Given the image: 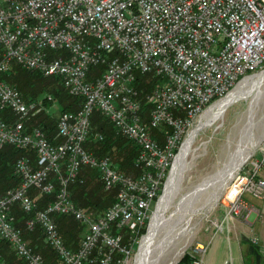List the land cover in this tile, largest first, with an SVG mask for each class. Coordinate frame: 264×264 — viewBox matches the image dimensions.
Masks as SVG:
<instances>
[{"label":"built area","instance_id":"2783aa9c","mask_svg":"<svg viewBox=\"0 0 264 264\" xmlns=\"http://www.w3.org/2000/svg\"><path fill=\"white\" fill-rule=\"evenodd\" d=\"M11 62L59 77L66 92L80 98L77 109L57 114V141H49L41 126L25 125L44 106L23 100L2 81ZM94 65L102 67L100 75L85 80ZM263 67L264 0H0V111L13 117L0 116V149L12 145L34 156L12 164L19 183L0 196V240L23 264H45L15 226L10 210L18 204L32 216L23 222L25 231L38 228L59 264H128L188 130L213 102ZM135 72L163 83L140 95ZM93 107L134 145L135 176L82 148ZM159 124L168 127L160 142L149 133ZM93 138L103 136L95 132ZM257 149L258 159L246 161L221 194L223 219L247 216V196L264 197V176L255 179L264 168V139ZM83 166L98 172L105 190H115L99 215L70 198L68 187L82 182ZM29 187L52 200L37 209ZM52 216L84 227L74 251L64 245ZM205 252L206 244L196 242L188 264H201Z\"/></svg>","mask_w":264,"mask_h":264},{"label":"rangeland","instance_id":"374dc122","mask_svg":"<svg viewBox=\"0 0 264 264\" xmlns=\"http://www.w3.org/2000/svg\"><path fill=\"white\" fill-rule=\"evenodd\" d=\"M52 54H54L55 56H58L60 52L56 51V52H52ZM101 69L102 67L99 65L91 66L86 72L85 80H91L94 77L99 76L101 73ZM15 73H17L18 83H11L10 81L13 79L12 77L15 75ZM3 74L9 75V76H7L4 79ZM3 74L1 75L2 81H4L6 84L14 88L23 100H33V99L39 100L41 101V104L44 106V109L34 114L30 118V120H28L25 123V125L28 127L41 126V122H38V120L44 117L46 121L47 120L49 121L48 128H45L43 130L46 138H47L46 134L50 133L49 134L50 139L48 138L47 139L53 142L57 141L55 137L56 116L59 112L64 111L62 108V105L64 103H67L69 99H72L71 97H75V96L70 95L71 97L68 96L67 98L60 100L57 95L53 94L54 89L59 88L64 96H67L69 94L66 92L65 88L62 86L59 77L44 76L36 71L25 70L14 62L10 63L8 69ZM135 76H136V88L138 89L139 92H141V87L138 88V86H142L143 90H145L144 94L150 93V91L152 90L154 86L163 83V78L154 77L150 73L141 74V73L135 72ZM261 78H263V75L262 76L259 75L249 80L247 79L244 80V82L241 83L240 87H238L235 90V92L230 94L231 96L238 97V100H234L232 103L227 105L224 109L223 107L227 103L226 101L220 102L218 104H214L199 119L198 123L195 125L196 128L194 127L195 129L191 132L190 137L184 143V147L182 146L183 147L182 150L180 149V154L178 155L176 159L172 173L169 177L168 183L164 191L163 196L165 197L167 191L169 190L170 185L173 189L178 188L176 197L174 198L173 203L171 202L172 203V205H170L171 207L168 208V210L165 213H163V210H162L163 208L162 205H165L163 203L164 198L162 197L161 199L162 203L160 202L158 206L156 204L157 207L155 209V212L153 213L152 219L150 220L152 211L154 210L155 201L158 198V196L161 194L163 185L165 184V181H164L158 191L157 196L152 201L150 217L146 221L144 226L141 228V230L139 231L136 244L134 246V249L131 252L130 260L128 264L136 263V261L138 260L137 255L140 252V249L142 248L141 247L142 241L145 240L149 236L151 228L155 229V224L158 221H160L162 217H167V215L172 211V206L175 203V201L188 191L187 188L190 185L194 184L193 187H195V190H196L200 182L205 183L210 178L209 176H207V174H209L214 168H217L221 164V162L224 160L226 150L231 149L233 147V145L235 144L236 138H237L236 132H237L238 125L233 130L236 118L238 117V115H240L241 112L245 110L249 101L254 100V98L256 97V94L259 91H261L262 94L264 93V82H263L264 79L262 81L260 80ZM19 86L21 88H19ZM240 92L241 94H239ZM76 98L80 102V98L79 97H76ZM263 102H264V94L260 97L258 105L259 106L262 105ZM145 105L146 104L144 103L143 105L144 115L146 114L148 107H149L148 105L147 106ZM77 107L75 109H77ZM8 114L10 115L11 118H13L9 112ZM89 122H90V125H89L88 134H87L85 141L82 143V148L89 152H93L95 149V152L105 155L116 170L122 172L126 176H135L136 173L138 172V169L134 167L132 163V159L135 155L134 154L132 156V154L136 150L134 145L131 142L127 141L121 135L116 134L111 123L94 107L92 108L89 114ZM166 130H168V127L166 125L159 124L158 128L149 129V133L154 137L156 136L157 141L160 142L163 136V132ZM194 131H197L195 136H193ZM95 132H99L102 134V136H105L106 141L109 143V146L107 147L105 151L104 150L98 151L99 149L103 147V144L102 142L93 138V134ZM229 136L231 138L230 139L231 143L229 142L227 144V140ZM258 145L256 146L253 154L249 156L246 161L252 160V159H258L259 157V153L257 149ZM184 148L185 150L182 153ZM7 149L12 150L11 154L9 155L8 161L12 162L13 160L14 162V160L20 156V150L19 149L16 150V148L12 145H4L0 149V152H4ZM21 151L24 152L23 155L28 156V157L31 156L30 158L31 161H34V158H32L33 154L31 151L29 150H21ZM99 157H103V156H99ZM121 162L122 164H120ZM242 165L240 166V168L242 167ZM82 168L86 169L83 171V175L88 176L89 180L85 181V184L81 187L74 186V185L71 186L72 184L69 185V187L71 186L70 189L68 187L70 198L75 204V206L82 208L83 210L87 212L99 215L107 207H109L110 204L112 203L114 199V195H115V190L114 189L105 190L102 187L99 174L95 169L89 168L87 166H83ZM87 169H90L89 172H87ZM10 170H11V174L13 175L12 165H11ZM263 176H264V168H261L259 169L258 174L256 175L255 179H258L259 177H263ZM16 179L18 180L17 182L18 184L19 179L15 175H13V177L10 178L9 184L13 183ZM14 186L12 184L11 186L4 189V191ZM224 189L220 192L219 197L217 201L215 202L214 206H212V208H210L207 212L203 210L204 209L203 207L202 209L200 208L197 209L194 214L190 213L189 221H188L189 224H188V227L186 228L187 230L189 229V231L187 232L185 241L183 243H181V241H178V240L176 242L174 241V243L171 245L170 248L168 249L166 248L165 250H162V252H160L159 254H157V251H156L154 254L148 256L146 258V261L143 262V264H174V262L176 261L177 262L175 264H177L182 259L184 254H188L190 247L194 245L196 242H201L205 244L204 242L200 240L199 236L206 226H209V225L214 226L212 223H216L212 219L213 214H217L216 211H220V210L223 212V209L220 206V197ZM4 191H2V188L0 187V196L4 193ZM208 191H209L208 188H204L203 190L198 191V193L195 195L194 202L201 203L202 201H204V199L208 195ZM27 193L29 197L33 199V201L35 202L36 208L40 209L39 202L42 201L41 196L44 194H39V191L34 187H29ZM167 205H169V200H168ZM252 212H253V209L251 208V211L248 215H250ZM29 218H32V216H30ZM228 219H224V220H228ZM52 220L54 221L57 227L58 233L63 243L64 241L69 242V243H75V242L80 241L83 235V232L85 231L83 226L73 221L70 217L52 216ZM57 222L59 223V225H57ZM148 222L150 224L148 226V233L139 242L140 237L144 235L147 229ZM16 223L18 225L21 223L20 217L16 219ZM183 225L184 223H180L177 225L176 228L179 229ZM17 228L20 229V226H17ZM60 231L63 232L62 233L63 236L61 235ZM35 237H36L35 241H29V240H25L23 237L22 238L29 244L33 252L38 254L42 258L45 264H59L58 260L56 259L54 254L51 252V250L46 246L43 239L37 235ZM252 241L253 239L251 240V242ZM138 242H139V250H138V253L135 255ZM3 243H5L8 247L6 245L2 246L4 249L2 250L3 255L2 257H0V264H3V261L5 262L6 259L8 260V262L10 260V263L12 264H20L19 263L20 259H18L15 256L12 248L6 242H3ZM252 244L257 245V240L255 239V243L252 242ZM225 245L226 247L228 246L227 243H225ZM226 249H227V258H228L229 252H228V248ZM36 251H39L40 254L39 252L37 253ZM206 251H207V244H206ZM204 255L202 256V258L204 257ZM143 256H144V248H143L142 257ZM202 258H201V262H202Z\"/></svg>","mask_w":264,"mask_h":264},{"label":"water","instance_id":"95a60500","mask_svg":"<svg viewBox=\"0 0 264 264\" xmlns=\"http://www.w3.org/2000/svg\"><path fill=\"white\" fill-rule=\"evenodd\" d=\"M262 72H264V67L258 72L253 73L249 76L256 77ZM231 90H229V92ZM263 94L261 91H259L256 94L254 101L252 100L253 101L252 103L250 104L248 103L245 110L240 113L241 116L239 118V124L237 126V132H236L237 138L235 144L231 149L226 150L225 158L221 162L218 169L219 174L214 179L212 191L209 192L207 197L204 199L203 204H204L205 212L208 211L207 208L210 207V203H215L217 201L220 192L223 190L222 185L225 178H227L230 175L233 177L234 174L240 168V166L247 160L249 156L253 154L256 146L264 139V102L262 105L260 106L258 105L260 97ZM224 97H222L221 99H223ZM233 101L234 100H231L230 102L226 103L223 109ZM196 133L197 131H194L193 136H195ZM179 149L176 152V155L178 154ZM171 167L168 170L167 177L170 173ZM167 177L165 179V182L167 180ZM164 185L162 191L164 189ZM161 195L162 192L155 201L154 210L152 211V214L155 212L156 204ZM195 195L196 194L190 195V193L189 194L185 193L184 195H182L179 199L175 201V203L172 206V211L167 215V217L165 219H161V221H158L155 224L154 232H152L148 240V243H146V245L144 244V256L141 258L142 261L141 264H143V262L146 261V258L148 256L154 254L156 251L157 254H159L160 252H162V250H165L166 248L167 249L170 248L171 245L174 243V241L176 242L178 240L182 242V240L186 238V234L189 231V229L188 230L186 229V224L189 221V216H187L186 212L193 206ZM149 222L144 235H142L140 239L146 236ZM180 223H184V225L179 229H177L176 227ZM155 235H158V237L156 236L157 237L156 239H155ZM139 242L136 247L135 255L138 253L139 250ZM176 262H174V264Z\"/></svg>","mask_w":264,"mask_h":264},{"label":"crops","instance_id":"0c3cea01","mask_svg":"<svg viewBox=\"0 0 264 264\" xmlns=\"http://www.w3.org/2000/svg\"><path fill=\"white\" fill-rule=\"evenodd\" d=\"M84 170L86 169L82 168V174L79 173L82 184L89 180L88 176L83 175ZM246 201L253 209L248 216L224 220L221 210L213 214L212 219L219 224V228L209 225L201 232L199 238L207 244L201 264H264V197L253 199L247 196ZM254 238L257 245L251 242ZM78 243L64 241L65 246L72 251L77 248Z\"/></svg>","mask_w":264,"mask_h":264},{"label":"trees","instance_id":"16d2710c","mask_svg":"<svg viewBox=\"0 0 264 264\" xmlns=\"http://www.w3.org/2000/svg\"><path fill=\"white\" fill-rule=\"evenodd\" d=\"M7 76H9V75H6V74L4 75L3 74L4 79ZM10 78H11V76H10ZM12 78L13 79L10 81L11 83H18V81H17L18 80L17 79V73H15V75ZM140 87H141V92H139V93H140V95H143L145 93L144 92L145 90H143L142 86H138V88H140ZM19 88H21V87L19 86ZM61 88H63V87H61ZM53 94L57 95L60 100H62L64 98H67L68 96L71 97L70 95L64 96L63 93L61 92V90L59 88L54 89ZM71 98L73 100L72 99H69V101L67 103H64L62 105L63 110H74L78 106L79 100L76 97H71ZM145 106H147V104ZM0 116L6 118L8 120L11 119V117L8 114L7 111H0ZM44 119L45 118L42 117V118H40L38 120V122H41V127H42L43 130L45 128H48V126H49V121L48 120L46 121V119L45 120ZM47 133H49V132H47ZM49 134H46L48 139H50V135ZM100 142H102L103 147L101 149H99L98 151H103V150L105 151L107 149V147L109 146V143L106 141L105 136H103V139ZM16 150H18V149H16ZM11 151H12L11 149H7L4 152H0V187L2 188V191H4V189H6L7 187L11 186L12 184H13V186L16 185L17 182H18V180L16 179L13 183L9 184L10 178L13 177V175L11 174V170H10L13 160H12V162L11 161L10 162L8 161L9 155L11 154ZM135 153H136V150L133 152L132 156ZM23 154H24V152L20 150V156L23 155ZM93 154H95L96 156H102V154H100L98 152H95V149L93 151ZM30 158H31V156H30ZM32 158H34L33 155H32ZM120 164H122V162ZM80 173L82 174V171ZM72 185L81 187L84 184H82V183H74ZM41 199H42V201L39 202L40 209L44 206L45 203H47L50 200H52V195H42L41 196ZM10 213H11V215L13 216V218L15 220V226L16 227L17 226H20L22 237L25 240L35 241V238H36L35 236L36 235L42 238V236L40 235L39 229L36 228V227L33 230V232H31V233H28V232L25 231V229L23 228V222H24V220H26L27 218H29L31 215L24 214L20 210V208L18 207V204H13V206L11 207ZM18 217L21 218V223L19 225L16 223V219ZM58 220H60V219H58ZM57 225H59L58 222H57ZM60 233L62 235L63 232L60 231ZM4 245H6V244L3 243L2 241H0V257H2V255H3V251L2 250L4 248L2 246H4ZM36 252L38 253L39 251H36ZM39 254H40V252H39ZM188 262H189V256H188V254H184V256L182 257V259L177 264H188ZM19 263L20 264H23L21 261H19ZM3 264H12V263H10V260L8 262V260L6 259L5 262L3 261Z\"/></svg>","mask_w":264,"mask_h":264},{"label":"bare ground","instance_id":"6f19581e","mask_svg":"<svg viewBox=\"0 0 264 264\" xmlns=\"http://www.w3.org/2000/svg\"><path fill=\"white\" fill-rule=\"evenodd\" d=\"M260 76H262L263 75V78H261L260 80H262L263 81V79H264V72H262V73H260L259 74ZM259 75H257V76H259ZM256 76V77H257ZM252 78H255V77H252V76H248V77H245V78H243V79H241V81H239V83L223 98V99H221V100H219V101H215V102H213L208 108H206L201 114H200V116L198 117V119L195 121V123H194V125L188 130V132H187V134H186V136H185V138H184V140H183V142H182V144H181V147H180V149L182 150V148L184 147V143L187 141V139L190 137V134H191V132L196 128L195 127V125L198 123V121H199V119L205 114V112L211 107V106H213L214 104H218V103H220V102H230L231 100H238V97H236V96H231L230 94H232L233 92H235V90L238 88V87H240V85H241V83L242 82H244V80H249V79H252ZM264 82V81H263ZM262 82V83H263ZM249 88V87H248ZM239 94H241V92L239 93ZM243 94V93H242ZM254 101V100H253ZM253 101H249V104L250 103H252ZM240 116L241 115H238V117L236 118V121H235V124H234V128H233V130L235 129V127L239 124V118H240ZM195 127V128H194ZM234 134V133H233ZM230 136H229V138H228V140H227V143H229L230 142ZM231 143V142H230ZM230 145V144H229ZM183 146V147H182ZM180 149H179V152H178V154L176 155V157L174 158V161H173V164H172V167H171V170H170V173H169V175H168V177H167V180H166V182H165V185H164V189H163V191H162V195L160 196V198H159V200H158V202H157V206L160 204V202L162 203V197L164 198L163 199V203L165 204V205H162V210H163V213H165L167 210H168V208H170L171 206L170 205H172V203H173V200H174V198L176 197V194H177V192H178V188H172L171 187V185H170V187H169V190L167 191V193H166V195H165V197L163 196L164 195V191H165V188H166V185H167V183H168V180H169V177H170V175H171V173H172V170H173V167H174V164H175V162H176V159H177V157H178V155L180 154ZM184 150H185V148L183 149V151H182V153L184 152ZM225 157V156H224ZM220 166V165H219ZM219 166L217 167V168H214L209 174H207V176H209L210 178L205 182V183H202V182H200V184L197 186V188H196V190H195V187H193V185L194 184H192V185H190L188 188H187V192L186 193H190V195L191 194H197L198 193V191H201V190H203L204 188H208L209 189V191H208V193L209 192H211L212 191V188H213V183H214V179H215V177L219 174ZM213 177V178H212ZM232 176L230 175V176H228L227 178H225V180L223 181V185H222V189H224L225 188V186L227 185V183L229 182V179L231 178ZM211 178H212V180H211ZM174 192V193H173ZM173 193V194H172ZM172 194V195H171ZM188 197V196H187ZM168 200H169V205H167V203H168ZM172 202V203H171ZM203 202L204 201H202L201 203L199 202V203H193V206L186 212V214H187V216H190V213L191 214H194L195 212H196V210L197 209H202L204 206H202V205H204L203 204ZM214 204L215 203H210V207L209 208H207L208 210L210 209V208H212V206H214ZM156 206V207H157ZM205 209V208H204ZM203 209V210H204ZM152 217H153V214H152V216H151V218H150V220L152 219ZM166 217H162L161 219H165ZM161 219H160V221H161ZM188 224L189 223H187L186 224V228L188 227ZM150 225V224H149ZM152 232H154V229L153 228H151V230H150V234H149V236L145 239V240H143L142 241V248L140 249V252L138 253V255H137V257H138V260L136 261V263L135 264H141V258H142V255H143V248H144V244L146 245V243H148V240H149V238H150V236H151V234H152ZM147 233H148V231H147ZM147 235V234H146ZM158 237V235H155V239ZM142 239V238H141ZM140 239V240H141ZM155 241V240H154ZM185 241V239L184 240H182V242L181 243H183ZM183 248V247H182ZM186 249V248H185ZM183 253V252H182ZM137 257H136V259H137ZM140 261V262H139Z\"/></svg>","mask_w":264,"mask_h":264}]
</instances>
